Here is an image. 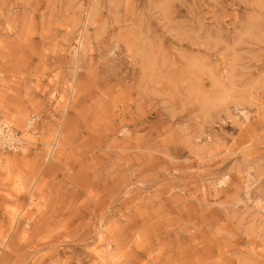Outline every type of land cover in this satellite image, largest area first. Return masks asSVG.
I'll use <instances>...</instances> for the list:
<instances>
[{
	"label": "rangeland",
	"instance_id": "374dc122",
	"mask_svg": "<svg viewBox=\"0 0 264 264\" xmlns=\"http://www.w3.org/2000/svg\"><path fill=\"white\" fill-rule=\"evenodd\" d=\"M0 72V264H264V0H0Z\"/></svg>",
	"mask_w": 264,
	"mask_h": 264
},
{
	"label": "built area",
	"instance_id": "2783aa9c",
	"mask_svg": "<svg viewBox=\"0 0 264 264\" xmlns=\"http://www.w3.org/2000/svg\"><path fill=\"white\" fill-rule=\"evenodd\" d=\"M2 73L0 72V77ZM41 117L32 113L26 121L28 131H33L41 124ZM23 132L19 129L13 120L3 118L0 120V150L1 151H20L24 145Z\"/></svg>",
	"mask_w": 264,
	"mask_h": 264
},
{
	"label": "bare ground",
	"instance_id": "6f19581e",
	"mask_svg": "<svg viewBox=\"0 0 264 264\" xmlns=\"http://www.w3.org/2000/svg\"><path fill=\"white\" fill-rule=\"evenodd\" d=\"M26 129H27V127L25 126V130H26ZM25 144H26V141H25L24 145H25ZM24 145H23V146H24ZM23 146H22V147H23ZM21 149H22V148H21Z\"/></svg>",
	"mask_w": 264,
	"mask_h": 264
},
{
	"label": "crops",
	"instance_id": "0c3cea01",
	"mask_svg": "<svg viewBox=\"0 0 264 264\" xmlns=\"http://www.w3.org/2000/svg\"><path fill=\"white\" fill-rule=\"evenodd\" d=\"M23 132H24V131H23ZM23 137H24V136H23ZM24 140L26 141V139H25V138H24ZM26 144H27V141H26ZM26 144H25V145H26ZM25 145H24V146H25Z\"/></svg>",
	"mask_w": 264,
	"mask_h": 264
}]
</instances>
